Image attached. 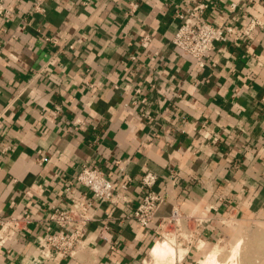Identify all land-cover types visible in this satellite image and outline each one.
Masks as SVG:
<instances>
[{
	"label": "crops",
	"instance_id": "crops-1",
	"mask_svg": "<svg viewBox=\"0 0 264 264\" xmlns=\"http://www.w3.org/2000/svg\"><path fill=\"white\" fill-rule=\"evenodd\" d=\"M1 1L11 15H0V216L36 220L0 246V264H163L151 251L166 241L173 264H204L220 239L262 226L264 0H205L209 21L241 33L203 67L172 43L174 13L193 0H41V12L33 0ZM254 18L262 24L244 33ZM117 159L135 178L126 210L66 190L82 164L114 177ZM148 171L164 201L139 230L129 215ZM84 193L96 215L87 244L45 259L37 241L51 225L47 211ZM174 204L201 219L200 230L191 219L174 241L159 238ZM244 244L254 252L243 264H264V239Z\"/></svg>",
	"mask_w": 264,
	"mask_h": 264
},
{
	"label": "built area",
	"instance_id": "built-area-1",
	"mask_svg": "<svg viewBox=\"0 0 264 264\" xmlns=\"http://www.w3.org/2000/svg\"><path fill=\"white\" fill-rule=\"evenodd\" d=\"M32 3L34 11H43L41 0H33ZM231 6L234 9L237 5L233 3ZM208 8L209 4L205 0H193L189 5L181 7L174 13L179 25L172 37V43L184 55L194 58L199 67L206 65L218 43H224L231 36L241 33L240 29L233 25L209 21L205 15ZM0 15L5 17L11 15V11L4 6L1 0ZM261 24L258 19H252L244 33H248L255 26ZM12 37L15 35L12 34ZM2 49L3 46L0 42V52ZM77 124L84 125V122L79 120ZM115 166L117 173L113 177L95 165L84 163L80 171L68 182L66 190L82 188L83 191L90 193L99 204L126 210L131 203L127 191L135 182V178L128 173L125 161L117 159ZM173 179L177 180V175H173ZM157 181L158 176L151 171L144 173L138 179L140 198L129 216L136 220L139 230L147 229L156 220L158 209L164 201L163 195L154 189ZM95 219L93 204L87 199L86 193L74 200L68 208L57 205L50 207L46 214V220L51 225L47 229V234L38 238V254L40 253L45 259L53 261L73 256L77 247L87 244L88 224ZM191 219L196 223L193 232L197 233L203 221L191 215L182 214L178 204H174L171 214L163 216L159 221L156 234L159 238L177 234L181 225ZM35 220L26 212L0 216V246L8 243L16 235L27 231ZM171 225L174 226L172 227L173 234L168 228ZM221 241L223 240L220 239L219 242Z\"/></svg>",
	"mask_w": 264,
	"mask_h": 264
},
{
	"label": "rangeland",
	"instance_id": "rangeland-1",
	"mask_svg": "<svg viewBox=\"0 0 264 264\" xmlns=\"http://www.w3.org/2000/svg\"><path fill=\"white\" fill-rule=\"evenodd\" d=\"M257 226V227H256ZM254 225V227H248L246 229H240L238 231V234H240L241 236V243H240V246H238L237 248V257H236V260L234 259V261H232V259L229 261L227 260L229 257H231L232 255V252H233V249L231 248V246H228L227 248H230V249H227V250H224V248L220 251V253L218 254V261L224 263V264H243V258L246 254H253L254 252V245H252L249 249L248 248H245L246 245L244 244L243 245V242L246 238H252V239H261L263 240L264 239V223H262V226L261 225ZM172 227H174L173 225H171V227H168L169 228V231L172 232L173 234V229ZM234 235V234H233ZM232 236H230L229 238H227L226 240H223L221 242H219L218 244H227L228 242H230V240L232 239ZM174 236V235H173ZM171 236V240L174 241V237ZM223 242V243H222ZM227 242V243H226ZM217 244V245H218ZM217 245L215 247H217ZM246 249V251H244ZM248 249V250H247ZM261 251L263 252L264 251V247L262 246L261 247ZM262 255V253H261ZM228 261V262H226ZM253 262H251L252 264ZM246 264H250L249 262L246 263Z\"/></svg>",
	"mask_w": 264,
	"mask_h": 264
},
{
	"label": "bare ground",
	"instance_id": "bare-ground-1",
	"mask_svg": "<svg viewBox=\"0 0 264 264\" xmlns=\"http://www.w3.org/2000/svg\"><path fill=\"white\" fill-rule=\"evenodd\" d=\"M240 236V235H239ZM239 236L235 235L230 242H226L227 244H218L217 247L214 248L212 252H210L209 255H207V259H205L204 264H223L222 262L218 261V254L220 251L224 248H227L228 246L232 245L233 246V252L231 257H229L227 260L234 261L236 260L237 257V247L239 244ZM165 241V240H163ZM180 251V250H179ZM175 254V253H174ZM151 255L154 257V259L157 260H165L163 261V264H173V247L171 244H168L166 241L165 243L163 242H158L155 246H153V249L151 251ZM155 261V260H154ZM228 262V261H226ZM231 262V261H230Z\"/></svg>",
	"mask_w": 264,
	"mask_h": 264
}]
</instances>
